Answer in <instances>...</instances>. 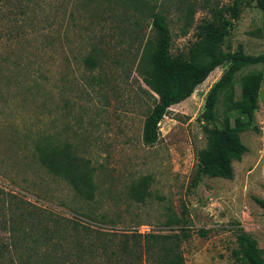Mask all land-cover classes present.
I'll return each mask as SVG.
<instances>
[{"label":"rangeland","instance_id":"1","mask_svg":"<svg viewBox=\"0 0 264 264\" xmlns=\"http://www.w3.org/2000/svg\"><path fill=\"white\" fill-rule=\"evenodd\" d=\"M207 1L29 0L27 20L13 36L5 34L2 19L0 246H7L11 224L23 238L24 217L38 210L119 233L187 232L186 264H239L233 250L242 227L264 257V212L254 200L264 198V64L238 71L215 106L207 107L208 92L227 64L216 67L189 98L168 108L154 144L142 140L157 100L137 71L143 43L153 36L151 10L166 18L172 55L205 62L228 52L264 53L263 12L253 0ZM234 1L240 13L225 11L222 40L198 35L210 6L224 9ZM249 72L259 76L245 83ZM251 97L252 123L260 132L240 109ZM243 125L238 133L248 151L232 161L233 178L206 170L192 186L207 147L205 127L231 133ZM49 140L69 145L88 162L92 200L41 163L36 144ZM5 250L2 263L19 264L23 245Z\"/></svg>","mask_w":264,"mask_h":264},{"label":"trees","instance_id":"2","mask_svg":"<svg viewBox=\"0 0 264 264\" xmlns=\"http://www.w3.org/2000/svg\"><path fill=\"white\" fill-rule=\"evenodd\" d=\"M29 0H0V22L2 19L5 34L13 36L21 30L22 22L26 21ZM263 12L264 31V0H253ZM208 1L206 0V5ZM210 17L199 25V36L213 42L220 41L227 32L228 20L225 11L238 15L240 10L237 1L226 8L210 6ZM153 36L142 46L137 62V71L144 83L157 95V100L146 116L142 140L147 145L154 144L159 137V122L168 108L189 98L197 86L208 74L223 64L227 68L212 85L207 95V107L215 106L219 94L234 82L238 71L246 66L264 64V53L251 55L241 51L223 53L212 56L205 62H198L193 56L184 53L172 55L170 52L171 32L165 16L151 10ZM88 66H92L94 58H85ZM258 72H249L243 76L248 83L255 82ZM256 99H244L240 109L249 116V127L260 132V127L252 123V111L256 108ZM215 113V112H214ZM210 109L209 117H215ZM246 125L237 127L231 133L216 127L206 126L207 147L200 162L198 172L192 180L197 186L202 172L209 170L214 177L233 178L232 161L240 160L247 147L242 143L239 131ZM37 154L41 163L53 174L62 176L74 191L86 200H92L95 193L93 173L88 162L76 155L67 144L60 146L49 140L36 144ZM135 193L137 188L133 190ZM146 188L141 193H146ZM143 199V195H139ZM255 202L264 212V198L254 197ZM27 228L25 236L19 238L14 224L9 226L10 236L7 246H0V264H3L5 248L17 250L23 245V255L18 258L19 264H186L182 242L187 232L173 233H141L139 231L116 232L92 228L80 221L52 215L50 212L38 210L28 211L24 217ZM238 247L233 256L239 264H264L262 250L257 240L244 228H239L237 235Z\"/></svg>","mask_w":264,"mask_h":264}]
</instances>
